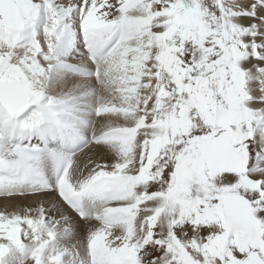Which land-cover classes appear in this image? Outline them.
Segmentation results:
<instances>
[{
    "label": "snow or ice",
    "instance_id": "6c2138e0",
    "mask_svg": "<svg viewBox=\"0 0 264 264\" xmlns=\"http://www.w3.org/2000/svg\"><path fill=\"white\" fill-rule=\"evenodd\" d=\"M0 264H264V0H0Z\"/></svg>",
    "mask_w": 264,
    "mask_h": 264
}]
</instances>
